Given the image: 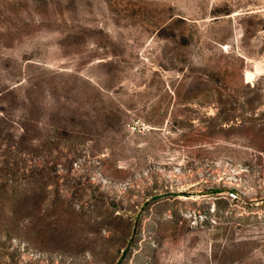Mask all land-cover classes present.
<instances>
[{
    "label": "rangeland",
    "instance_id": "1",
    "mask_svg": "<svg viewBox=\"0 0 264 264\" xmlns=\"http://www.w3.org/2000/svg\"><path fill=\"white\" fill-rule=\"evenodd\" d=\"M0 264H264V0H0Z\"/></svg>",
    "mask_w": 264,
    "mask_h": 264
}]
</instances>
